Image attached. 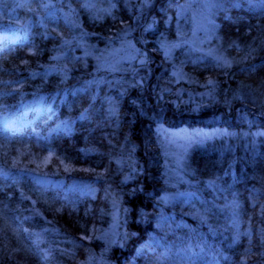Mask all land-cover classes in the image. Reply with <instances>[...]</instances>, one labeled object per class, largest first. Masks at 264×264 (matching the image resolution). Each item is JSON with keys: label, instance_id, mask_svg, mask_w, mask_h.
<instances>
[{"label": "trees", "instance_id": "16d2710c", "mask_svg": "<svg viewBox=\"0 0 264 264\" xmlns=\"http://www.w3.org/2000/svg\"><path fill=\"white\" fill-rule=\"evenodd\" d=\"M151 1L156 18L144 13L136 25L137 60L146 58L143 70L132 64L145 75L137 82L130 67L100 65L110 36L133 22L125 0H0V130L27 133L82 167L69 174L15 165L0 151V208L19 226L12 235L0 218V264H27V245L49 250L47 264H123L116 255L131 253L136 236L148 243L147 264H264V7L222 0L212 43H225L231 65L186 46L163 54L160 43L177 33L166 17L174 21L181 0ZM179 66L185 89L171 86ZM157 67L165 78L151 83ZM161 126L228 133L190 148L175 179ZM41 176L90 191H59L47 205ZM234 216L238 226L223 233Z\"/></svg>", "mask_w": 264, "mask_h": 264}, {"label": "rangeland", "instance_id": "374dc122", "mask_svg": "<svg viewBox=\"0 0 264 264\" xmlns=\"http://www.w3.org/2000/svg\"><path fill=\"white\" fill-rule=\"evenodd\" d=\"M128 5L130 15L133 18V22H124L120 28H118L110 36V43L106 44L102 48L100 54V65L106 66L109 70L113 72L120 71L124 73L127 67L132 69V72L138 77L141 76L140 69L145 68L144 64L146 58L139 57V50H137V45L135 42L136 26L138 22L142 21L143 14L152 6H149L151 0H125ZM239 3L240 0H234ZM249 5H257L258 7H264V0H247ZM177 5V10H176ZM221 6V0H182L181 2L175 1L173 4L174 9V21H171L173 16L169 14L166 17L168 22L167 25L173 24L177 30L176 38L170 42L163 41L160 43V47L163 54L167 56H173L175 49L179 46H186L192 52H199L213 55L219 59L223 58L222 49L216 47L212 43L213 39L216 37V15L219 7ZM154 10L151 11V15ZM153 19L156 16L152 17ZM142 34V33H141ZM95 54V52H93ZM98 58V54H96ZM134 61L139 62V68L137 66H132ZM126 63H129L126 66ZM174 79L171 81V86L173 88L178 87L180 84L181 89H185V84L187 82L188 76L183 71V67H175L171 70ZM143 77H145L143 75ZM122 80H117L121 85H126L127 82ZM209 92V91H208ZM207 94L206 91H202L201 95ZM210 124V121L207 122ZM9 133L0 130V151L4 154L12 155L10 160L13 159L15 165H20L22 163H32L38 168L45 169H63L69 174H73L75 171L81 170L82 167L76 166L75 164L68 162L64 157H59L57 150L52 147H46L44 144L27 137V133L12 131L6 129ZM220 133H228L227 130H222L220 128H209L206 127H185L175 130H170L165 126L159 128V134L161 136V148L163 150L165 167L168 172V176L171 178L178 177L182 172L183 161L186 153L195 145L203 144L212 137ZM27 157L26 159H24ZM76 182L72 180L67 183L69 187L73 185L75 190L77 187L87 188L80 185H74ZM49 189V188H48ZM87 189L82 191V194H86ZM93 194V192L91 193ZM45 204L52 203V199L48 196L43 197ZM55 201V200H54ZM48 205V204H47ZM113 224L116 225L118 221V213L114 212ZM0 217L4 224L11 227L15 232L16 223L13 219L6 215L3 208H0ZM16 234V233H15ZM17 235V234H16Z\"/></svg>", "mask_w": 264, "mask_h": 264}, {"label": "bare ground", "instance_id": "6f19581e", "mask_svg": "<svg viewBox=\"0 0 264 264\" xmlns=\"http://www.w3.org/2000/svg\"><path fill=\"white\" fill-rule=\"evenodd\" d=\"M87 4L90 5V4H92V2H87ZM167 32H168L167 29L164 28V34H166ZM158 35L162 36L160 33ZM218 43H220V40L218 41ZM224 45H225V43L222 41V48H221L222 51L224 49L225 50L227 49L226 48L227 46L225 45V47H224ZM235 45H236V41L232 40L229 43V45H228V49L235 48ZM196 53H198V55H210V54H206L205 52H203V53L196 52ZM223 53H224V51H223ZM222 56L225 59V61L230 63L231 65H234V63L236 62V58L233 55H230L229 52H226V53L222 54ZM193 57H194L193 55L190 56V59L193 58ZM217 59H219V58H217ZM171 69L174 70V68H171ZM152 73H153V77L151 79V83H153V82L158 83L163 78H165V76H164L165 75V69L163 67H157V68L153 69ZM132 75L134 76V78H135V80L137 82H139L142 79V76H143V74H141V76L138 77L133 72H132ZM224 112H226V109L224 110ZM234 116H235V113L233 115H231L232 118ZM132 190H133V188H132ZM233 221L234 222H232V223L230 221H225V223L223 224L224 226L221 227L223 233L227 234L234 228V226H236V227L238 226V221H237L236 216L233 217ZM72 227H73V225L70 226V230L72 229ZM11 234L12 235L15 234L14 230H11ZM131 242L133 243V245H132L133 251L131 253H129L128 255H122L121 253H118L116 256L120 259V261L123 264H147V263H145L147 261V259H149V258L152 259L153 258L150 250L148 251L149 247H146V245L148 243H146L145 239L143 241H141V238L140 237L137 238V236L134 238V240H131ZM135 244L136 245L139 244L142 247L141 248L138 245L141 248V250L138 252V254L134 258L125 259L127 257H132L133 255H135V253H136V250H134V245ZM21 253L24 255L25 260L27 259V264H41V257L46 255L47 253H49V250H44L43 252H39V251H37V247L31 248V247H29L27 245L21 250ZM146 253L149 254L147 259L145 257Z\"/></svg>", "mask_w": 264, "mask_h": 264}]
</instances>
